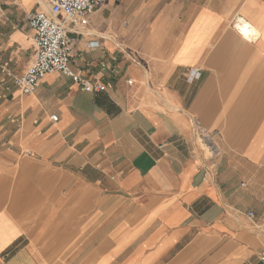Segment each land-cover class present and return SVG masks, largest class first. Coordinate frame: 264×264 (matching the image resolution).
<instances>
[{"label": "crops", "instance_id": "crops-1", "mask_svg": "<svg viewBox=\"0 0 264 264\" xmlns=\"http://www.w3.org/2000/svg\"><path fill=\"white\" fill-rule=\"evenodd\" d=\"M44 6L0 0V264H260L264 0H107L68 65L105 90L22 95Z\"/></svg>", "mask_w": 264, "mask_h": 264}, {"label": "built area", "instance_id": "built-area-1", "mask_svg": "<svg viewBox=\"0 0 264 264\" xmlns=\"http://www.w3.org/2000/svg\"><path fill=\"white\" fill-rule=\"evenodd\" d=\"M107 0H43L45 10L29 13L26 17L29 28L33 31L34 56L26 71L19 77L13 78L14 86L22 95L32 94L40 81L48 74L60 73L76 84L81 92L99 93L105 90V86L80 77L69 69V61L73 48L74 29L86 26L89 17L95 10ZM237 29L249 28L242 21L237 22ZM101 70L106 65H100ZM188 81L199 77L196 69H188ZM131 84L130 81H127ZM6 92L9 87H4ZM4 98L5 96L2 95ZM52 123L58 118L55 115L49 117ZM248 218L253 214L249 212ZM260 264H264V256L260 257Z\"/></svg>", "mask_w": 264, "mask_h": 264}, {"label": "bare ground", "instance_id": "bare-ground-1", "mask_svg": "<svg viewBox=\"0 0 264 264\" xmlns=\"http://www.w3.org/2000/svg\"><path fill=\"white\" fill-rule=\"evenodd\" d=\"M246 21V20H245ZM241 22V21H240ZM248 24V23H247ZM250 26V25H249ZM252 28V27H251ZM239 30V29H238ZM240 32H242L243 33V35L245 36V37H247L248 36V34H247V32H246V30L245 29H241V31ZM252 34V33H251ZM252 40V39H251Z\"/></svg>", "mask_w": 264, "mask_h": 264}]
</instances>
